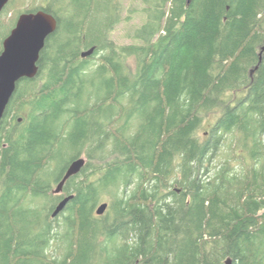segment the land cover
Wrapping results in <instances>:
<instances>
[{"label": "trees", "instance_id": "16d2710c", "mask_svg": "<svg viewBox=\"0 0 264 264\" xmlns=\"http://www.w3.org/2000/svg\"><path fill=\"white\" fill-rule=\"evenodd\" d=\"M142 4L126 45L120 0L26 11L58 29L0 123V264H264V0Z\"/></svg>", "mask_w": 264, "mask_h": 264}, {"label": "water", "instance_id": "95a60500", "mask_svg": "<svg viewBox=\"0 0 264 264\" xmlns=\"http://www.w3.org/2000/svg\"><path fill=\"white\" fill-rule=\"evenodd\" d=\"M10 2L11 0H0V15ZM57 29L58 21L50 13L44 10L25 12L18 17L14 29L4 40L3 51L0 54V123L16 91L17 84L23 79H34L38 76L41 53L48 38ZM94 52L95 48H91L83 52L81 56L88 58ZM263 53L264 47L262 48ZM86 163L84 158L72 161L57 188L53 191L54 194L63 193L67 181L80 174ZM72 199L73 196H68L60 201L55 207L52 217H58ZM108 207V203L101 204L97 208L96 214L103 216ZM226 264H231V260H227Z\"/></svg>", "mask_w": 264, "mask_h": 264}, {"label": "rangeland", "instance_id": "374dc122", "mask_svg": "<svg viewBox=\"0 0 264 264\" xmlns=\"http://www.w3.org/2000/svg\"><path fill=\"white\" fill-rule=\"evenodd\" d=\"M120 2L122 6V10H121L122 19L120 23L116 25L114 30L109 34V39L114 41L118 45H126L132 43L133 35L135 31L145 22V17L141 13V10L143 8L142 0H120ZM46 4H47V0H12L11 3L7 5V8H5L3 13L0 15V54L3 51V42L9 36L11 31L14 29L18 17L21 14L25 13L28 9H32L35 7H42V6L44 7L46 6ZM12 23L14 27L12 26V28L8 33V29L5 30V27L11 26ZM95 62H97V60ZM130 63L133 64V61L131 60ZM205 137H208L207 133ZM221 151L225 153L224 158H226L229 152V143L228 144L225 143L222 146ZM72 155H73L72 151L63 153L62 156H59L57 159L53 160L49 164V167L46 169V171L43 173L42 179L44 180L45 184L51 186L49 196H55L61 194L63 195V197L67 196L66 193L54 194L53 191H55L58 185L56 182L57 176L62 173L67 163H69L70 165V163L72 162L71 161ZM79 158H84L87 161L86 155H83ZM44 203L45 202H42L40 200L36 202L37 205ZM103 203H109V201L103 198L98 203L97 208ZM96 210H95V214H96ZM60 220L62 221V218ZM53 253L55 254L54 250Z\"/></svg>", "mask_w": 264, "mask_h": 264}, {"label": "bare ground", "instance_id": "6f19581e", "mask_svg": "<svg viewBox=\"0 0 264 264\" xmlns=\"http://www.w3.org/2000/svg\"><path fill=\"white\" fill-rule=\"evenodd\" d=\"M86 52V51H85ZM208 69V68H207ZM224 86V85H223ZM214 102V101H213Z\"/></svg>", "mask_w": 264, "mask_h": 264}, {"label": "flooded vegetation", "instance_id": "af4514ba", "mask_svg": "<svg viewBox=\"0 0 264 264\" xmlns=\"http://www.w3.org/2000/svg\"><path fill=\"white\" fill-rule=\"evenodd\" d=\"M4 10H5V9H4ZM4 10H3V11H4ZM2 13H3V12H2ZM2 13H1V14H2Z\"/></svg>", "mask_w": 264, "mask_h": 264}]
</instances>
